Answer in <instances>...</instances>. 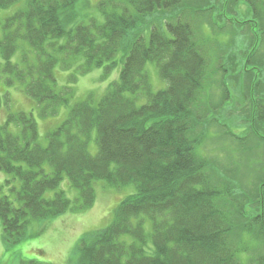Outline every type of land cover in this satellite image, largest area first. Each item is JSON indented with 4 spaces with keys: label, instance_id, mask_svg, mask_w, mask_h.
<instances>
[{
    "label": "trees",
    "instance_id": "obj_1",
    "mask_svg": "<svg viewBox=\"0 0 264 264\" xmlns=\"http://www.w3.org/2000/svg\"><path fill=\"white\" fill-rule=\"evenodd\" d=\"M78 1L0 0V12L17 7L0 20V75L24 86L42 117L57 114L72 94L54 87L57 66L110 73L125 52L119 81L98 103L91 93L71 107L46 146L32 114L0 122V171L11 177L0 184L5 242H21L33 221L92 208L94 183L102 180L114 189L133 185L136 194L116 207L106 228L81 237L77 264H264V180L240 186L246 202L232 208L236 181L216 180L223 175L199 154L203 137H193L206 117L200 105L210 63L199 24L209 15L195 7L211 0H102V22L73 27ZM241 3L253 16L264 12V0H227V7ZM150 62L166 89L154 92ZM9 100L0 96V112ZM262 109L258 101L255 115L264 120ZM259 129L250 135L264 140ZM65 179L81 200L72 203L59 190Z\"/></svg>",
    "mask_w": 264,
    "mask_h": 264
},
{
    "label": "rangeland",
    "instance_id": "obj_2",
    "mask_svg": "<svg viewBox=\"0 0 264 264\" xmlns=\"http://www.w3.org/2000/svg\"><path fill=\"white\" fill-rule=\"evenodd\" d=\"M100 2L102 0H79L75 7L78 16L71 25L87 24L91 19L102 22ZM195 8L197 13L209 15L208 20H200L199 24L203 25L201 45L208 49L210 63L200 105V111L206 117L193 137H203L199 154L211 160V164L223 175L216 180L221 182V179L228 177L236 181L237 194L232 197L230 205L238 209L246 202L239 189L242 187L245 190L247 186L258 185L264 180V140L250 135V130L255 127L260 128L264 137V120L255 115L257 102H264V12L259 17L253 16L244 3L238 5L237 9L233 6L228 8L227 0H211L208 5ZM16 9L12 7L9 11H1L0 20L13 15ZM124 55L125 52L121 50L114 59L116 65L110 73L105 68H99L81 75L75 68L64 70L57 66L54 87L58 91L69 88L72 94L68 97L69 103L51 116L42 117L41 105L26 94L24 86L17 82L10 86L7 83L10 77L1 74L0 96L5 99L7 95L10 103L8 107H2L0 122L3 124L9 114H32L38 125L40 141L46 146L47 134L68 118L71 107L86 100L91 93L94 104L98 103L111 84L119 81ZM21 56L19 51L12 58L13 62H18ZM146 71L154 92L166 89L167 84L161 80L155 64L148 63ZM72 77H76V80H72ZM144 104V99L137 103L138 106ZM88 149L92 156L97 154L94 140ZM10 179L8 174L0 171V184ZM94 188L96 201L92 208L80 212L69 211L44 221H33L23 240L14 246L5 242L0 221V264H22L28 261L77 264V245L81 237L88 232L106 228L113 220L116 207L127 197L136 194L133 185L114 189L102 180H96ZM59 190L72 203L81 200L79 191L68 179L63 180ZM54 195L55 192L48 191L45 197L53 198ZM148 227L149 224L146 225L147 231Z\"/></svg>",
    "mask_w": 264,
    "mask_h": 264
}]
</instances>
